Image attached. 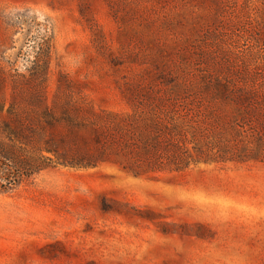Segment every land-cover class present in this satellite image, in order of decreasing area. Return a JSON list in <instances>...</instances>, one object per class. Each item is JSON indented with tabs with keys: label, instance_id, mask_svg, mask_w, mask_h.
<instances>
[{
	"label": "rangeland",
	"instance_id": "obj_1",
	"mask_svg": "<svg viewBox=\"0 0 264 264\" xmlns=\"http://www.w3.org/2000/svg\"><path fill=\"white\" fill-rule=\"evenodd\" d=\"M0 264H264V0H0Z\"/></svg>",
	"mask_w": 264,
	"mask_h": 264
},
{
	"label": "trees",
	"instance_id": "obj_2",
	"mask_svg": "<svg viewBox=\"0 0 264 264\" xmlns=\"http://www.w3.org/2000/svg\"><path fill=\"white\" fill-rule=\"evenodd\" d=\"M43 167H40V166H36V167H32L30 170L28 169V174H33L37 171H40Z\"/></svg>",
	"mask_w": 264,
	"mask_h": 264
}]
</instances>
